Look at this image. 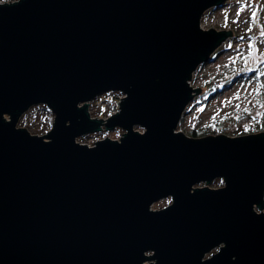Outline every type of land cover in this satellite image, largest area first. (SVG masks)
Masks as SVG:
<instances>
[{"label":"water","instance_id":"water-1","mask_svg":"<svg viewBox=\"0 0 264 264\" xmlns=\"http://www.w3.org/2000/svg\"><path fill=\"white\" fill-rule=\"evenodd\" d=\"M228 1L0 4V264H264V132L176 131L192 74L234 36L201 28ZM114 91L120 110L92 118ZM36 104L55 114L44 136L18 127Z\"/></svg>","mask_w":264,"mask_h":264},{"label":"rangeland","instance_id":"rangeland-1","mask_svg":"<svg viewBox=\"0 0 264 264\" xmlns=\"http://www.w3.org/2000/svg\"><path fill=\"white\" fill-rule=\"evenodd\" d=\"M17 1L0 0V4ZM201 28L205 31H232L234 36L192 74L189 83L202 91L188 104L176 131L191 136L192 131L199 130L200 138L264 132V0H230L222 8L207 11L202 17ZM110 93L100 94L90 101L92 118L107 120L120 110L121 98L125 94L119 91L112 92V95ZM112 99L118 101L115 103ZM37 105H44L50 112ZM32 107L27 124L19 121L18 127L27 129L32 135H47L53 129L55 114L45 104ZM135 129L145 133L142 127ZM125 133L126 130L121 127L102 129L77 137V142L94 147L96 142L107 137L120 141ZM221 179L210 185L201 183L195 188L207 185L215 189L223 188L226 183L221 184ZM172 202V197H166L155 202L151 208L161 210ZM256 210L264 211L258 207ZM219 251L220 247L207 253L204 258H211Z\"/></svg>","mask_w":264,"mask_h":264},{"label":"trees","instance_id":"trees-1","mask_svg":"<svg viewBox=\"0 0 264 264\" xmlns=\"http://www.w3.org/2000/svg\"><path fill=\"white\" fill-rule=\"evenodd\" d=\"M111 95H112V92L110 93ZM118 100H115V99H112V102H117ZM38 107H41L42 109H44L45 111H47V112H50L49 111V109H45V106L44 105H37ZM34 107H31V108H29V110L28 111H26L23 115H22V117H21V119H20V123H24V124H27V122H28V117L30 116V114H31V111H32V109H33ZM200 135H201V131H199V130H194V131H192L191 132V136L190 137H192V138H200ZM203 135V134H202ZM225 181V180H224Z\"/></svg>","mask_w":264,"mask_h":264},{"label":"clouds","instance_id":"clouds-1","mask_svg":"<svg viewBox=\"0 0 264 264\" xmlns=\"http://www.w3.org/2000/svg\"><path fill=\"white\" fill-rule=\"evenodd\" d=\"M117 136H119V130H117ZM224 180H223V178L221 179V184H224ZM171 202V201H170ZM219 250V249H218ZM233 259H235V258H233Z\"/></svg>","mask_w":264,"mask_h":264},{"label":"bare ground","instance_id":"bare-ground-1","mask_svg":"<svg viewBox=\"0 0 264 264\" xmlns=\"http://www.w3.org/2000/svg\"><path fill=\"white\" fill-rule=\"evenodd\" d=\"M157 202V201H156Z\"/></svg>","mask_w":264,"mask_h":264}]
</instances>
